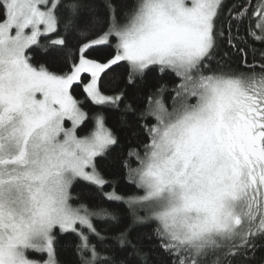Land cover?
I'll use <instances>...</instances> for the list:
<instances>
[{"label":"snow or ice","instance_id":"snow-or-ice-1","mask_svg":"<svg viewBox=\"0 0 264 264\" xmlns=\"http://www.w3.org/2000/svg\"><path fill=\"white\" fill-rule=\"evenodd\" d=\"M223 4L131 0L121 22L112 0H104L107 29L97 27L103 24L98 17L86 21L80 35L87 42L78 63L57 74L43 64L34 66L28 50L61 24L65 31L82 27L84 0H0V264H59L56 229L78 235L76 264H125L102 255L89 236L103 239L94 216L115 215L70 203L75 181L106 183L95 160L117 144L100 115L91 132L77 135L87 114L72 94L73 85L90 74L83 85L87 96L96 104L116 105L122 97L105 95L100 80L121 61L130 65V82L153 65L179 78L171 110L163 103L162 85L140 113V119L152 116L156 122L141 125L147 142L128 152L138 166L124 162L129 178L144 191L129 203L147 206L160 247L174 257L171 264L254 259L257 240L264 239V50L252 63L245 54L243 71L215 60L217 41L225 37L217 26ZM59 9H66L67 17L58 15ZM246 15L242 9L237 18ZM252 15L256 23L249 24L248 34L264 43V0ZM93 31L98 38H90ZM231 31L229 26L228 43L235 47ZM112 38L115 55L106 62L84 54ZM117 239L131 248L130 257L146 264V254L127 231ZM32 253L47 259H34Z\"/></svg>","mask_w":264,"mask_h":264},{"label":"trees","instance_id":"trees-1","mask_svg":"<svg viewBox=\"0 0 264 264\" xmlns=\"http://www.w3.org/2000/svg\"><path fill=\"white\" fill-rule=\"evenodd\" d=\"M131 0H112L118 13V18L123 22L122 12ZM260 0H224L223 9L217 19V26L225 31V37L218 39L214 53L216 61L230 64L234 69L243 71L242 61L246 58L249 63L255 59L260 60V52L264 50V43L254 40L248 34L249 24L256 23V17L252 15ZM85 8L82 10L80 28L64 30L63 24L56 33H50L40 38L39 44L32 46L28 50L31 56V63L34 66L45 65L50 71L57 74L69 72L72 64L78 63L80 48L84 42L80 35L83 24L97 17L103 21V27L107 29L108 11L104 7V0H84ZM242 9H247V15L237 18V13ZM58 15L67 17L66 9H59ZM229 26H231V36L235 47L228 43ZM259 34V33H257ZM58 38L65 40L64 45H54L51 41ZM91 39H96L97 33L90 34ZM115 38L108 44L95 45L84 54L88 59H95L98 62H106L115 55ZM243 49V52L240 49ZM255 50V53L253 52ZM212 68L217 64L212 63ZM131 72L130 65L126 61H121L117 65L111 66L101 74L100 87L105 95L121 96V101L116 105L96 104L84 91V83L90 80L89 74L82 75V82L73 85L72 94L80 102V107L87 114V119L78 129V135L88 134L95 126V117H104L105 124L112 130L117 138V144L111 146L102 156L95 160L96 168L105 179L103 186L95 185L85 180H77L71 189L73 200L70 203L74 207L85 205L89 209H107L112 212L116 219L105 216H94L93 224L103 237L99 239L91 234L90 240L97 245L102 255H115L117 261H124L125 264H142L136 258L130 257L131 248L121 247L118 243L119 234L127 231L133 243L143 249L146 254V264H171L174 257H170L161 247L155 235L157 223L151 219V214L147 206L130 204L132 197L142 196L143 189L129 178L128 169L124 162L128 160L131 167H137V162L129 160L130 149H141L147 142V134L141 125L154 124L155 118L149 116L147 120L140 119V113L147 108V101L150 95L157 92L162 85H166L162 94L163 103L171 110L172 88L179 83V78L171 71L160 72L158 65L150 66L144 74L133 75L132 82L129 81ZM131 106V107H129ZM110 194L122 197V199H112ZM87 233V230L84 229ZM56 232V253L59 264H76V245L79 237L73 232ZM257 251L254 259L248 260L245 264H264V239L257 240ZM32 257L45 259L46 254L32 253Z\"/></svg>","mask_w":264,"mask_h":264},{"label":"rangeland","instance_id":"rangeland-1","mask_svg":"<svg viewBox=\"0 0 264 264\" xmlns=\"http://www.w3.org/2000/svg\"><path fill=\"white\" fill-rule=\"evenodd\" d=\"M82 75H83V74H82ZM89 75H90V74H89ZM37 98H38V99H41L42 96L38 93V94H37ZM81 125H82V124H81ZM81 125H80V126H81ZM80 126H79V127H80ZM65 127H67V128H71V127H72V123H71V121H69V120H65ZM79 127H77V129H76L77 135H78V129H79ZM94 127H95V126H94ZM92 130H93V129H92ZM92 130H91V131H92ZM91 131H90V132H91ZM85 135H86V134H85ZM39 255H42V254H39ZM32 258H34V259H38V260L41 259L40 257H32ZM45 259H47V256L45 257Z\"/></svg>","mask_w":264,"mask_h":264}]
</instances>
